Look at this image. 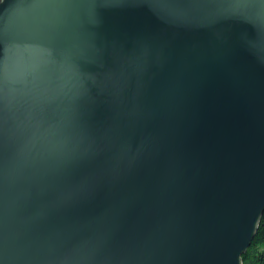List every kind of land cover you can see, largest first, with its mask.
<instances>
[{
	"label": "water",
	"instance_id": "1",
	"mask_svg": "<svg viewBox=\"0 0 264 264\" xmlns=\"http://www.w3.org/2000/svg\"><path fill=\"white\" fill-rule=\"evenodd\" d=\"M264 213V0H0V264H242Z\"/></svg>",
	"mask_w": 264,
	"mask_h": 264
},
{
	"label": "trees",
	"instance_id": "2",
	"mask_svg": "<svg viewBox=\"0 0 264 264\" xmlns=\"http://www.w3.org/2000/svg\"><path fill=\"white\" fill-rule=\"evenodd\" d=\"M241 259L242 264H264V213L249 246L242 253Z\"/></svg>",
	"mask_w": 264,
	"mask_h": 264
}]
</instances>
